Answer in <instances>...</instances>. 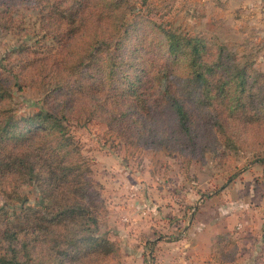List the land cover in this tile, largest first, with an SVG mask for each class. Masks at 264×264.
<instances>
[{
	"label": "trees",
	"instance_id": "obj_1",
	"mask_svg": "<svg viewBox=\"0 0 264 264\" xmlns=\"http://www.w3.org/2000/svg\"><path fill=\"white\" fill-rule=\"evenodd\" d=\"M23 12L36 13L38 35L0 74V193L9 205L34 185L50 204L23 207L0 228V264L120 259L100 234L107 205L71 122L98 120L127 147L191 160L235 158L257 139L264 164V74L216 34H183L134 0H0V32L28 36ZM13 87L62 107L17 118ZM223 238L212 243L218 263Z\"/></svg>",
	"mask_w": 264,
	"mask_h": 264
},
{
	"label": "rangeland",
	"instance_id": "obj_2",
	"mask_svg": "<svg viewBox=\"0 0 264 264\" xmlns=\"http://www.w3.org/2000/svg\"><path fill=\"white\" fill-rule=\"evenodd\" d=\"M134 1L146 17L183 34H216L264 74V0ZM23 16L20 24L28 36L0 32L4 77L20 45L32 47L37 40L36 13ZM44 43L54 45L49 38ZM10 96L17 118L38 109L57 112L63 104L34 87H13ZM69 125L107 205L100 234L120 248V259L105 264H264V164L257 160L262 151L254 145L257 139L246 142L235 158L191 160L127 147L98 120ZM19 196L7 205L0 193V228L23 207L40 210L50 204L34 185L21 186ZM222 236L224 256L218 263L215 245L211 254L207 249Z\"/></svg>",
	"mask_w": 264,
	"mask_h": 264
},
{
	"label": "crops",
	"instance_id": "obj_3",
	"mask_svg": "<svg viewBox=\"0 0 264 264\" xmlns=\"http://www.w3.org/2000/svg\"><path fill=\"white\" fill-rule=\"evenodd\" d=\"M125 187V186H124ZM117 189H116V191H118L119 190V188L118 187H116ZM119 191H121V190H119ZM126 199V198H125ZM124 199V200H125ZM128 203H129V205H131V199H128ZM122 214V213H121ZM192 246V245H191ZM207 252H209L210 254H211V241H210V245L208 246V249H207Z\"/></svg>",
	"mask_w": 264,
	"mask_h": 264
}]
</instances>
